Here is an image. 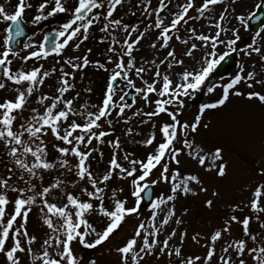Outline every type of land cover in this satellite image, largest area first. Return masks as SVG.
I'll return each mask as SVG.
<instances>
[{
	"label": "rangeland",
	"instance_id": "1",
	"mask_svg": "<svg viewBox=\"0 0 264 264\" xmlns=\"http://www.w3.org/2000/svg\"><path fill=\"white\" fill-rule=\"evenodd\" d=\"M16 1L0 0V5L5 8L6 4L11 3L9 7V14H11L13 3ZM27 2L31 7H27L28 10L25 9L24 19L28 16V20L25 21L31 24L35 31L38 23L34 24L33 19L39 14L38 5L43 0H27L26 4ZM186 2L187 0H164L165 7L157 13L155 9L160 6L161 0H150V3L148 0H123L113 15L107 17L108 3L105 0L103 7L93 9V12L88 14V18L94 20L89 30L74 37L60 53L35 61H32V57L24 60L23 57L28 56L27 53L31 49L30 41L25 42L29 43L30 47L22 48L20 55L22 63L17 73L39 67L40 76L44 72H48L49 75L43 77V83L33 84V91L30 94L27 92L29 81H24V84H22L23 81L19 84L4 81L6 86L0 89V103L7 99L14 100L19 91L25 92L24 107L12 113L16 116L13 130L17 132L20 131L22 124L26 126L28 123H33L31 118L37 113H43L45 107L51 104V98L56 96H60L61 100L54 111L66 110L68 107L72 109L69 119L60 123L61 134L73 120L84 123L86 113L97 112L101 105L109 77L117 71L116 64L120 62L121 57L125 67L121 70L122 75L117 77L118 82L113 87L115 107L110 106L107 109L108 115L97 122L98 128L93 129L97 134L101 131L108 133L106 136L93 137L90 144H77L73 137L80 135L81 132L76 130L73 137H70L73 139V145L70 146L57 139L50 131L40 134L39 139L31 138L28 133H24L23 139L31 143L33 148L42 142L47 152L45 159L54 164L53 168L36 169V175L28 173L26 169L15 163V158L24 159L31 166L34 161L31 154L24 156L23 148L17 146L20 151L14 158L10 153L11 145L0 140V182H7L6 185L0 183V193L4 194L9 201L6 205L5 222L14 211V201L18 196L26 198L28 195H34L43 187L55 184L57 181L59 186L52 188L46 199L58 206L67 203L66 194L69 192L81 200L91 201L94 206L102 202L109 210H114L117 199L125 201L127 207L136 206V198L132 196L133 177H128L117 168L108 181L102 180L103 175L110 169L109 161L115 155L124 169L135 167L137 172L134 176L142 174L143 170L139 162H146L148 154L155 153L158 145L163 142L164 137L160 131L162 125L173 122L169 113L149 116V113L156 111L157 100L169 98L168 95L162 97L159 94L163 76L167 75L174 86L182 82L184 71H199L211 49L197 39V36L200 34L211 36L223 29L220 37L222 40L234 38L235 34L240 36L235 45V65L223 76L217 75L215 67L200 89L188 96L180 97L184 101L182 106H178L175 102L165 105L169 112H176L180 125L184 122L191 124L197 115H200L196 130L193 131L191 128L185 130L181 127L171 146L181 149L177 153L179 163L166 154L162 162L157 164L145 178L144 183L153 187L151 200L147 204H142L140 201L137 213L127 215L108 239L93 247L87 245L103 231L109 218L100 213L97 207L86 212L85 219L95 231L82 225L80 230L85 233L86 243L74 239L71 242V248L76 257V264H93V262L95 264H133L131 254H128L125 260L118 249L135 235V230L143 223L144 229L141 230V236L136 237L137 245L134 249L140 257L137 264H182V262L186 264L189 258H193V264H223L221 257L230 258L231 264H239L241 258L246 264H256L252 253L245 251L242 255L238 254L235 242L245 240L246 248L264 247V102L258 97L248 96L250 92L264 94V58H262L264 57V23L259 29L262 35L256 37L255 45L261 48V52L245 54L256 34L249 28L247 19L249 13L255 10L258 0H220L219 3L204 9L203 15L198 10L203 0H193L194 7L189 10L184 21L175 29H170L168 33L170 39L164 46L163 37L160 36L163 28L157 29L155 22L159 18L163 21V26H168L174 14L180 11V6ZM62 3L69 11L58 12L52 16L45 15L52 20L61 16L58 22L55 21V31H59L61 26L72 18V10L78 0H62ZM53 6L54 0H50L49 5L46 6V13ZM96 12L100 15H94ZM222 14L223 20L220 19ZM239 15H244V23L236 19ZM112 20H119L121 23L113 25ZM105 24L109 27L106 31H101ZM124 25L128 26L127 29ZM233 30L236 32L234 33ZM141 33H143L142 36ZM137 37L140 39L133 44L131 56H129V49L123 42L134 41ZM194 43L199 47L192 49V54L188 55ZM77 44L79 47L76 46ZM110 48H114L115 51H109ZM226 50L228 49L225 45H218L216 52L219 54ZM170 51L174 52V56H168ZM85 56L89 60L87 66L72 68L68 63L71 60L72 63L81 65ZM128 60H132L131 65L127 63ZM97 61L103 67H99ZM139 68H144L145 71L138 76L136 70ZM157 71L160 73L159 76L156 75ZM124 72L128 73V79L132 80L134 86L128 85L127 79L123 76ZM64 73L69 75L65 76ZM237 73L242 77L241 82L230 90L225 103L216 108L205 109L201 114L200 106L219 99L223 95L222 85L228 83ZM248 73H252V76L248 77ZM65 80L72 87L60 93L59 89L66 87ZM145 82L152 83L158 89L156 92L149 93L147 99L137 92V88H147ZM209 86H214L212 92H208ZM128 89L133 94L130 101H126L124 96ZM237 91L239 95L236 94ZM43 96L49 99L41 102ZM121 96L124 97L123 101L120 100ZM65 100H72V105H66ZM121 104L131 105V107H125L124 112L119 113ZM33 109L36 112H33ZM2 112L3 110H0V115ZM109 120L111 124L108 123ZM151 137H155L152 144H146L145 141ZM185 140L192 145L191 148L185 145ZM72 146L90 153L86 166L92 176L97 179V186L103 189L98 194L99 199L88 197L83 191L85 188L88 191H94V189L87 178L81 179L77 174L76 165L79 157L70 151L66 154L58 151L59 147ZM217 148L221 150L219 160L213 162L209 159L205 165H201L198 159L193 158L197 152L200 155H206L213 153ZM64 160L68 161L66 165L63 164ZM132 161L137 163L133 164ZM212 163L224 164V175L218 174L217 167H209ZM163 164L168 165V180L161 178ZM174 171L179 172L175 180L172 179ZM187 175L197 176L198 182L189 180L188 187L191 191L186 192L183 189V180ZM151 181L157 182L153 184ZM173 183L181 184L175 192L172 191ZM33 184L36 185L35 189L32 188ZM257 187L261 188V196L258 200V208L253 209L251 201L255 198L254 193ZM20 188L25 189L24 193L18 191ZM168 196H172L173 199L167 200ZM157 198H163L165 202L153 209L151 201ZM43 199L37 196L34 204L26 206L29 209L26 223L23 217H17V223L14 225L15 229L20 226V223H25L28 235L36 237L35 241L29 245L27 237L19 236L22 247L26 249L16 253L19 264H43L42 253L45 250L57 259H59L58 253L62 251V248L55 244V238L57 235L61 239L65 238L63 230L54 232V229L49 228L44 220L45 216L51 217L57 228L63 220L47 212L42 203ZM209 201H211L210 204ZM68 210L74 212L73 206L69 205ZM233 216L238 219L232 220ZM244 218L249 219L248 233L244 232L243 225L240 223ZM165 219L167 223H163ZM14 229L10 230L5 250L0 251V264H11L7 258V250L13 246L16 238L11 234ZM217 231H220L222 235L212 241L211 236ZM144 236H148L150 242L157 241L150 253L147 250L140 252ZM252 236H256V240H252ZM50 237L51 246H46L44 242ZM165 240L168 241V245L164 251H161ZM28 248L31 249L30 252L27 251ZM176 248L181 250L179 256L175 253ZM209 248L214 249V255L207 260ZM225 248H228L227 253L224 251ZM195 257L200 259L197 261ZM62 264H67V261H62Z\"/></svg>",
	"mask_w": 264,
	"mask_h": 264
},
{
	"label": "snow or ice",
	"instance_id": "2",
	"mask_svg": "<svg viewBox=\"0 0 264 264\" xmlns=\"http://www.w3.org/2000/svg\"><path fill=\"white\" fill-rule=\"evenodd\" d=\"M123 2V0H107L108 7L106 15L107 17H111L113 15V12L116 10L117 6L120 5ZM150 3V0H148ZM220 0H203V3L198 9L201 12V15H203V10L207 9L209 5H215L219 3ZM50 0H43V2L39 3L38 5V12L39 14L36 15L33 19V23H39L41 20H44L46 17L44 15L46 11V6L49 5ZM105 0H78V3L72 10V18L69 19L66 23H64L61 26V29L59 31H56V38L52 42V47L50 49L53 53H60L68 44L69 41L73 40L74 37H78V34H82V32H87L89 30V27L94 23V20L92 18H88V14L93 12V9H98L104 6ZM27 7H31L30 5H27L25 3V0H18V3L16 5L15 11L12 14H9L5 11V8L3 5H0V21H4L7 23L5 31V37H4V50L2 53H0V66H4V76H6L9 80L19 84L22 81H29V86L27 88V92L30 94L33 91V84L35 83H43V77H47L49 75L48 72H44L42 76H40L41 69L39 67H34L31 71H21L18 74L14 75L12 74V71L10 67L7 65L11 64V60H9L10 54L13 53V48L11 47V43L14 39V36H22L24 33V28L21 25V18L23 16V13ZM165 7L163 0H161L160 6L155 9V12L159 13L163 8ZM194 7L193 0H187L185 4H182L180 6V11L178 13L174 14V18L171 20V23L168 26H163V21L157 18L155 22V27L157 29L163 28V30L160 32V36L163 37L164 40V46L167 45L168 40L170 39L168 33L170 29H175L179 23L185 20V17L187 16L190 9ZM256 9H264V0H258V3L255 4ZM147 10V6H146ZM69 11V9L66 7L64 3H62V0H54V6L51 7L50 11H47V16H52L58 12H66ZM94 15L99 16L100 13L96 12ZM249 15H252V13H249ZM223 14L221 15L220 19L223 20ZM259 19V16L256 17ZM237 20L244 23V15H239L236 17ZM86 22H83L85 21ZM81 23H77V22ZM121 22L119 20H112L111 24L113 25H119ZM217 28H219V25H216ZM109 27L108 24H105L104 28L101 29V31H106ZM124 27L127 29V25H124ZM13 28H14V35H13ZM55 31V30H53ZM223 29H220L217 31L214 35L207 36L200 34L197 36V39L201 40L205 45H208L211 49L210 52H208L207 57L202 62L201 68L199 71H184L182 73V82L179 84H175L173 86V81L167 76H163V83L162 88L159 89L160 96L168 95L169 98L166 100H157L156 101V111L149 113V116H156L159 113H169V115L172 118V123H164L160 129L161 133L163 134V142H161L155 153H149L147 156L146 162H139L140 167L143 170L142 174L134 176V173L137 172V169L135 167H132L130 169H124L119 163L114 155L112 159L109 161L110 169L109 171L103 175L102 180L108 181L111 176L113 175V171L115 169H120L121 173L126 174L128 177H133L132 184L134 186V190L132 192V196L136 198V206L133 207H127L126 202L117 199L114 205V210H109L108 208H105L103 203L101 202L99 205L94 206V204L89 200H81L74 196L72 193H67V203L63 206H58L56 203H50L46 196L50 193V190L52 188H56L59 186V181H57L55 184H49L46 187H43L41 191L36 192L34 195H28L26 198L23 196H18L14 201V211L6 218L5 222V213H6V205L9 203L8 198L0 193V251H4L6 247V241L10 237V230L14 229V225L17 223V217H23L24 222L26 223L29 209L26 207L28 205H32L36 202V197H42L44 198L42 200L43 205L47 209L48 213H52L56 215L57 217L62 218L63 223L60 224V226L57 228L55 227L53 220L49 216H45L44 222L49 226V228H53L54 232L58 233L63 230V236L65 238L61 239L59 235L55 238V244L58 247L62 248V251L58 253L59 259L52 257L47 250H45L42 253L43 258V264H62V261H67V264H76V257L73 254L72 248H71V242L74 239H79L81 243H86L85 241V233L82 232L81 226H85L87 229H91L92 231H95L94 228H92V225L88 222L87 219H85V213L88 211H91L94 209V207H97L99 212L103 215L107 216L109 218V221L104 227L103 231L100 232L97 235V238L90 244H88V247H93L95 245L100 244L101 242L108 239L115 230H117L121 224V222L125 219L127 215L135 214L138 212V205L140 204V201L142 199V193L145 192V190L148 188V184L144 183L145 178L150 175V172L153 168L156 167L157 164H160L162 160L165 158L166 154L171 156V159L175 160L177 163H179L177 159V153L181 151V149L172 148L174 140L177 138L178 132L180 128L187 130L188 128H191L193 131L196 130L199 122H200V115H197L195 118V121L191 124H188L187 122H184L182 125H180V122L177 121V114L176 112H169V109L165 107V105H171L174 102L178 106H182L184 101L180 99L181 96H188L190 93H194L196 90L200 89L202 85L205 84L206 80L208 79L209 75L213 72L215 67L221 63V61L225 60L227 56L229 55L230 51H235V45L236 42L240 39L239 34H235L234 38H230L227 40L220 39L221 33L223 32ZM234 33L236 30H233ZM131 35V33H129ZM141 36L143 33L140 34ZM262 34L260 32H257L255 36L252 38V44L248 45L247 51L245 52L246 55H250L252 52H261L260 47H255L257 41L256 37L261 36ZM49 35L44 36V41L49 40ZM60 38H63L62 40ZM87 38L86 36L84 37ZM103 39V38H102ZM140 37H137L134 41L125 40L123 43L127 45V48L129 49L128 55L131 56V49L133 47V44L136 43ZM218 45H225L228 50L224 51L223 53L217 54L216 49ZM79 47V45H76ZM23 47L25 49L30 47L29 43H24ZM199 47L197 44H192L191 49L188 51V55L192 54V49H196ZM90 51V50H89ZM109 51H115L114 48H110ZM49 53V50L46 49L45 44L42 42L39 45L38 50L31 51L28 56H24V60H28L29 57H37L39 55L47 56ZM168 56L172 57L174 56V52H168ZM264 58V57H262ZM111 60V57H109ZM69 64H71L72 68H78L87 66L89 64V60L85 56L82 60L81 65H77L75 63H72L71 60L68 61ZM99 67H103L102 64H100L98 61L96 62ZM129 65L132 64V60H128L127 62ZM163 63V61L161 62ZM182 63V62H181ZM171 66V65H169ZM117 71H115L110 77H109V83L107 85L105 95L103 97L102 103L99 106L97 112H88L85 114V122L79 123L75 120H73L69 125L68 128L64 130L63 134H61L60 129V123L61 121H67L69 119V114L72 112L71 107H68L66 110L61 109L58 111H54V109L57 106V103L61 100L60 96H56L51 98L52 102L51 104L47 105L43 111V113H37L34 115L31 119L33 123H28L26 126L22 124L20 126V131H14L13 130V122L16 120V116L13 115L14 110L22 109L25 105V92L19 91L18 95L15 97L14 100L7 99L0 103V110H3L2 115H0V140L5 141L7 144L11 145L10 147V153L15 158L17 156V153L20 151V148L17 146H21L23 148V155L27 156L28 154H31V156L34 158V161L31 166H29L28 163L25 162L24 159L21 158H15V163L19 165L21 168L26 169L28 173H31L33 175H36V169H51L54 167V164L52 162H49L45 159V156L47 154L46 148L42 146L41 144L36 145L35 148L32 147V144L28 141H25L23 139L24 133H28L31 138L39 139L40 134L50 131L53 135L57 137V139L62 140L66 142L68 145H73V139L77 144H83V143H91V140L93 137L99 138L106 136L108 133L106 132H99L98 134L93 131L94 128H98L99 124L97 123L102 117H105L108 115L107 109L111 107H115V104L113 102V83L112 81H115L117 77H120L122 75L121 70L124 69L125 64L123 61V57L120 58V62L116 64ZM144 68H139L136 70V74L139 76L142 72H144ZM65 76L69 75L68 73H64ZM156 75L159 76L160 73L157 71ZM248 77L252 76V73L247 74ZM123 76L125 79H127L128 85L134 86L131 79H128V73L124 72ZM241 75L237 73L235 76L231 77L228 83H225L222 85L223 87V95L217 99L213 103L209 104H202L200 106V113L202 114L205 109L208 108H216L219 105H223L225 101L228 99L229 92L231 89L234 88V86L238 85L241 82ZM66 87H61L59 89L60 93H64L68 90L69 87H72V85L68 84V81H64ZM147 84L146 89H140L137 88V92L141 93L145 99L148 98V94L152 92L158 91L157 88L153 86L152 83L145 82ZM4 83H0V89L5 88ZM208 92H212L214 90V86L208 87ZM90 91V89H89ZM237 95H239V91L236 92ZM248 96L251 97H258V99L262 102H264V94H261L259 92H250L248 93ZM49 99L47 96L41 97V102L44 100ZM124 97L121 96L120 100L123 101ZM64 103L68 106H71L73 101L72 100H65ZM125 107H131V105H124L121 104L119 106V113H123L125 110ZM33 112H36L35 109H33ZM109 124H111V121H108ZM38 125V126H37ZM76 130H80L81 134L76 135L73 137L74 132ZM131 131V130H129ZM70 137H73V139H70ZM155 137H151L145 141L146 144H152L153 139ZM34 142V141H33ZM185 145L189 148L192 147V145L185 140ZM58 151L60 153L66 154L69 151L73 153L75 156L79 157L78 164L76 165L77 168V174L81 179L87 178L90 184L92 185L94 191H88L87 188L83 189V191L87 194L88 197H97L99 199V195L103 189L98 187V181L96 178L92 176L91 171L86 166V160L88 159L90 153L86 151H81L79 147L72 146V147H59ZM194 159H198L199 163L201 165H205L209 159L211 161H216L221 158V150L219 148L215 149V151L211 154L206 155H200L198 152L193 155ZM68 163L67 160L63 161V164L66 165ZM133 164L137 163L136 161H132ZM163 171L161 173V178L164 180H168L169 177L167 176L168 172V165L163 164ZM209 167H217L218 168V174L224 175L225 173V165L219 164L216 165L215 163L209 164ZM179 175L178 171H174L172 173V179L175 180L176 177ZM197 181L198 177L195 175H187L184 177L183 180V189L184 191H191V189L188 187V181ZM157 181H151V183L155 184ZM0 183H4L6 185V181H2ZM36 185L33 184L32 188L35 189ZM181 184L179 183H173L172 185V191L175 192L177 188H180ZM20 193H24L25 189L20 188L18 189ZM113 196H115V193H113ZM255 198L251 201V207L253 209L258 208V200L261 196V188L257 187L254 193ZM172 196H168L167 200H172ZM165 201L163 198H157L151 201V206L153 209L157 208L159 204H163ZM209 204L211 201L208 202ZM69 205L73 206L74 212L69 211ZM43 211V209H42ZM153 216H155V211H153ZM75 217V219H74ZM238 218L236 216L232 217V220H237ZM25 223H20V226L14 229V232L11 233L15 235V240L13 243V246L8 248L7 250V258L11 262V264H19V257L16 255L18 251H25L26 249L22 247L21 240L19 239L20 235H23L27 237V242L30 245L33 241H35V236H29L28 232L25 228ZM163 223H167V219L163 221ZM240 223L243 225V230L245 233L249 232V219L244 218L240 221ZM23 229V231H22ZM144 229V224L141 223L138 228L135 230V235L128 239L127 242L118 249V251L123 254L124 259L127 260L128 254H131V259L133 261V264H137L138 259L140 258L138 253L134 251L135 246L137 245V239L136 237L141 236V230ZM155 235V233H153ZM222 233L220 231L215 232L211 236V240L215 241L218 238H220ZM252 240H256V236L251 237ZM50 240H46L44 243L46 246L50 245ZM156 240H152L150 242L148 236L143 237V247L140 248V252H144L147 250L149 253L152 251L153 245L156 244ZM164 248H161V251H164L165 248L168 245V241L165 240L164 242ZM236 248L238 254H243L245 251H248L253 254L252 258L256 262V264H264V247L259 248H246V242L245 240H238L235 242ZM27 251H31L30 248L27 249ZM224 251L227 253L228 248H225ZM180 248L175 249V253L177 256L180 255ZM171 254V253H170ZM214 255V249L209 248L208 254H207V260H210ZM39 259V258H37ZM195 259L198 261L200 258L195 257ZM221 260L223 261V264H231L230 258L221 257ZM95 264V262H93ZM184 264V262H182ZM186 264H193V258H189L186 261ZM239 264H246L244 259L239 260Z\"/></svg>",
	"mask_w": 264,
	"mask_h": 264
},
{
	"label": "flooded vegetation",
	"instance_id": "3",
	"mask_svg": "<svg viewBox=\"0 0 264 264\" xmlns=\"http://www.w3.org/2000/svg\"><path fill=\"white\" fill-rule=\"evenodd\" d=\"M10 6H6L5 7V11L7 13H9L10 11ZM46 11L44 13V15H46ZM26 19L28 20V16L26 17ZM41 25H44V27H40ZM7 23L4 21H0V53L3 52L4 50V37H5V31L4 29L6 28ZM28 26V34L26 36V38L22 41L20 40H16V42L14 43V45L11 47L13 48V53L10 54L9 56V60H11V64L7 65L8 67H10L12 74L16 75L18 74L17 71L18 69L21 67V50L23 48V45L26 41H30L31 43V49L30 51L27 53L29 55V53L31 51H35L38 50L40 43L43 42V36H44V31L47 28H53V23L49 21V18L46 17L44 20H42L39 24H37L35 26V31H33L32 29V25L27 23ZM16 47V48H15ZM49 55L44 56V55H39L37 57H32V61L38 60V59H42V58H48ZM5 83L8 81L12 84H14L15 82L9 80L6 76H4V66H0V83Z\"/></svg>",
	"mask_w": 264,
	"mask_h": 264
},
{
	"label": "water",
	"instance_id": "4",
	"mask_svg": "<svg viewBox=\"0 0 264 264\" xmlns=\"http://www.w3.org/2000/svg\"><path fill=\"white\" fill-rule=\"evenodd\" d=\"M259 16V19L256 17ZM264 19V9H261V11L256 12L250 19V23H252L253 29H257L260 22ZM234 63V55L231 57H227L222 64H220V67H222V70L220 72L223 73L230 65Z\"/></svg>",
	"mask_w": 264,
	"mask_h": 264
}]
</instances>
